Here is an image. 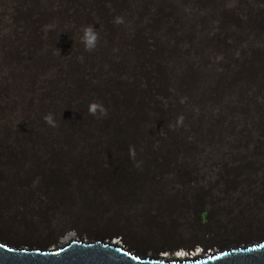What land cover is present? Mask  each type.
Returning a JSON list of instances; mask_svg holds the SVG:
<instances>
[{
  "label": "bare ground",
  "instance_id": "6f19581e",
  "mask_svg": "<svg viewBox=\"0 0 264 264\" xmlns=\"http://www.w3.org/2000/svg\"><path fill=\"white\" fill-rule=\"evenodd\" d=\"M188 1L0 0V179L46 176L51 181L40 187L61 197L147 194L148 207L162 204L154 196L163 191L215 182L227 190L264 172V65L241 54L247 44H264L255 36L264 30V2H212V9ZM85 25L99 33L91 52L78 39ZM27 83L39 91L33 115L22 97ZM57 87L62 94L54 100ZM92 102L106 115H91ZM50 113L54 127L44 119ZM205 191L173 207L190 208L203 226V213L211 220L216 204ZM244 203L231 216L252 225L258 205ZM69 224L39 236L0 221V244L50 254L72 242L99 244L149 264H194L264 245V235L215 248L205 234L184 243L134 226L99 232L72 225L95 236L84 240L66 232ZM256 225L244 235H260L264 225ZM42 238L49 240L32 243Z\"/></svg>",
  "mask_w": 264,
  "mask_h": 264
},
{
  "label": "rangeland",
  "instance_id": "374dc122",
  "mask_svg": "<svg viewBox=\"0 0 264 264\" xmlns=\"http://www.w3.org/2000/svg\"><path fill=\"white\" fill-rule=\"evenodd\" d=\"M183 2L189 1L183 0ZM190 2H207L206 4L208 8L212 7L213 9L212 2H251V0H190ZM252 2H264V0H252ZM258 13L259 12L255 11L253 15L254 20L257 19ZM224 15H226V13ZM255 36L257 39L261 36H264V30L260 33L258 30H256ZM245 43H242L243 45L241 44L242 46H240L243 47ZM247 45V50H244L241 52V54L249 53L251 56L250 59L253 60V63L255 66H257V68L262 64L264 65V44L256 43L254 46L250 44ZM259 55L262 56L258 59V57H260ZM256 76L258 77V75ZM260 78L261 77H258L259 80ZM209 82L210 81L206 83V86L208 85L207 87L209 88L211 86L214 87V85ZM28 84L29 83H27L25 87L27 90L25 89V94H23L22 97H24L25 102L29 97L25 109L30 115H33L35 110H37V105L34 108L36 102L34 97L37 96V92L39 91H36V89L30 91V86ZM6 88L8 87L6 86ZM6 90L9 91L8 96L10 97V92H12V89L8 88ZM225 91H227V89ZM28 92L31 93L28 94ZM34 94H36V96ZM61 94L62 92L60 87H57L50 91L49 97L57 100L61 97ZM30 96L33 98L32 100ZM32 176L29 179L5 178L8 181L4 178L0 179V221L2 223H8L12 226L19 225V227L24 229V231L34 233L35 235L38 234L40 236L41 232L48 233L50 227L52 226L61 227L65 223H70L67 226L69 229L66 232L73 233L74 236L76 235L79 239L88 240L93 239L95 236L87 235L84 229H78L77 231L76 228L71 226L75 225L76 227V224L80 223L84 228L93 227L99 232H104L113 231L117 228V226L124 225L153 231V233H158L159 235L163 236L165 240L188 243L194 241L203 234L207 235L208 237V232L210 231V233L213 234V237H208L206 243L212 245L215 248L223 247L225 245H229L230 243L237 244L245 243L248 240H257L259 237L264 235V231L258 236L244 235V233H250L252 229L254 230L257 223V225L261 224L260 226L264 225L263 171H258V173L256 172L254 175L251 174L247 176L249 180L251 178L253 181V183L251 182L250 184V189L245 188L244 184L248 185L250 183L247 182L246 178L243 179V184H238L237 186H234V188L231 186L232 188L230 187L231 189L227 190L224 186L220 184L218 185L219 182H215V184L208 187H206L207 185H201L192 190L172 191L173 193L170 191L164 193L163 191L162 193L154 196V198L161 199L162 204H156L152 206L149 205L148 207L144 206L148 201V197H150L147 194L145 197L136 200H133L132 198L128 199L130 197H116L106 192L90 194L77 193L73 195L70 194L68 196L64 195V197H61L60 195L56 196L54 194L50 195L48 190H44V188L40 187L42 186L41 184H43V182H50V178H46L45 176L46 180L41 182V180H38L40 178L39 174H34ZM242 176L245 177V175ZM242 176L240 178H243ZM107 183L111 182L108 180ZM29 186L32 187L30 188ZM33 188L34 190H32ZM219 188H221V190ZM198 191H205L206 194L208 193L210 195L214 194L216 200L213 212L214 215L212 219L209 220L208 224L204 226H199L196 223L195 219L192 217L193 211H191L190 208L180 207L177 209L176 207H173L174 203H184L190 200L192 194L193 197H196L198 195ZM245 201L248 204L258 205V213L261 214V216H255L257 218V222L254 223L255 225L244 224L245 221L231 216V212L236 208H241L238 206ZM171 202H173L172 205H170ZM246 202L244 204H246ZM58 207L63 209H57ZM48 240L49 239H43V242L38 240L32 243L43 245ZM49 246H55L54 242L49 244ZM191 252L193 251L191 250Z\"/></svg>",
  "mask_w": 264,
  "mask_h": 264
},
{
  "label": "water",
  "instance_id": "95a60500",
  "mask_svg": "<svg viewBox=\"0 0 264 264\" xmlns=\"http://www.w3.org/2000/svg\"><path fill=\"white\" fill-rule=\"evenodd\" d=\"M0 264H149L136 261L118 249L102 245L82 246L71 243L54 254L44 252H12L0 247ZM194 264H264V248L237 252Z\"/></svg>",
  "mask_w": 264,
  "mask_h": 264
},
{
  "label": "clouds",
  "instance_id": "9594fccd",
  "mask_svg": "<svg viewBox=\"0 0 264 264\" xmlns=\"http://www.w3.org/2000/svg\"><path fill=\"white\" fill-rule=\"evenodd\" d=\"M116 23H121V18H117ZM79 43L83 45L85 51L91 52L95 50L98 41H99V33L96 30V27L93 25H85L80 29L79 32ZM61 54V52H60ZM89 113L91 115H99L103 116L106 115V110L99 105L98 103L92 102L89 104ZM45 122L48 123L50 126H55V117L53 114H48L44 117Z\"/></svg>",
  "mask_w": 264,
  "mask_h": 264
},
{
  "label": "trees",
  "instance_id": "16d2710c",
  "mask_svg": "<svg viewBox=\"0 0 264 264\" xmlns=\"http://www.w3.org/2000/svg\"><path fill=\"white\" fill-rule=\"evenodd\" d=\"M207 213L205 212V213H203V215H202V219H203V226L204 225H207L208 224V220H207ZM208 237H213V234H211L210 233V231L208 232Z\"/></svg>",
  "mask_w": 264,
  "mask_h": 264
},
{
  "label": "snow or ice",
  "instance_id": "6c2138e0",
  "mask_svg": "<svg viewBox=\"0 0 264 264\" xmlns=\"http://www.w3.org/2000/svg\"><path fill=\"white\" fill-rule=\"evenodd\" d=\"M0 247H5V245L0 244ZM261 248H264V245H260Z\"/></svg>",
  "mask_w": 264,
  "mask_h": 264
}]
</instances>
